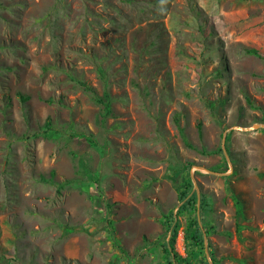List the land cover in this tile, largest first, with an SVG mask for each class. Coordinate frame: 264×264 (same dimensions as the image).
<instances>
[{
    "label": "rangeland",
    "instance_id": "rangeland-1",
    "mask_svg": "<svg viewBox=\"0 0 264 264\" xmlns=\"http://www.w3.org/2000/svg\"><path fill=\"white\" fill-rule=\"evenodd\" d=\"M0 264H264V0H0Z\"/></svg>",
    "mask_w": 264,
    "mask_h": 264
},
{
    "label": "trees",
    "instance_id": "trees-1",
    "mask_svg": "<svg viewBox=\"0 0 264 264\" xmlns=\"http://www.w3.org/2000/svg\"><path fill=\"white\" fill-rule=\"evenodd\" d=\"M248 52L252 53V54H255V55H259V51L256 50V49H251ZM187 196H188L187 192H182L179 197H180L181 200H185L187 198ZM194 199H197L195 195L191 196L190 198H188V200H186V202L183 204L182 209H187L191 205V202ZM195 240L197 241V243L203 244L204 235L202 233H200L199 235H196V233H195ZM174 256H175V254H174Z\"/></svg>",
    "mask_w": 264,
    "mask_h": 264
}]
</instances>
